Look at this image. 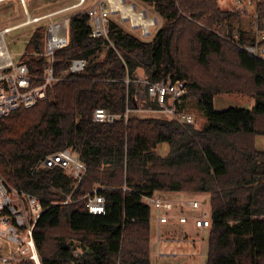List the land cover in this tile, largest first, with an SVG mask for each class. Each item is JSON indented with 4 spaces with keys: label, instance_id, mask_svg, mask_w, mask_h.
I'll use <instances>...</instances> for the list:
<instances>
[{
    "label": "trees",
    "instance_id": "trees-1",
    "mask_svg": "<svg viewBox=\"0 0 264 264\" xmlns=\"http://www.w3.org/2000/svg\"><path fill=\"white\" fill-rule=\"evenodd\" d=\"M141 1L164 20L152 40L125 33L113 21L109 40L92 38L88 15H73L70 44L56 52L54 66L59 72L81 58L85 71L54 84L35 107L0 120V173L49 207L34 231L42 264H150L151 209L141 196L179 191L209 194L206 264H264V151L255 145V138L264 136V61L239 46L254 39L238 29L241 15L221 10L217 0ZM203 18L202 27L196 21ZM44 40L45 27H39L27 52L40 53ZM22 61L33 75L46 65L41 56L25 54ZM191 64L251 93L254 106L216 111L213 100L221 90ZM138 69L152 82L167 76L187 80L179 108L185 112L194 98L205 124L198 129L132 114L113 123L92 122L96 108L121 115L135 108L131 96ZM162 143L170 147L164 158L155 151ZM67 148L86 166L75 187L62 169L37 168L47 155ZM94 188L106 200L103 215L85 207ZM69 194L72 203L51 206ZM71 236L85 246L77 256L65 242Z\"/></svg>",
    "mask_w": 264,
    "mask_h": 264
},
{
    "label": "built area",
    "instance_id": "built-area-1",
    "mask_svg": "<svg viewBox=\"0 0 264 264\" xmlns=\"http://www.w3.org/2000/svg\"><path fill=\"white\" fill-rule=\"evenodd\" d=\"M19 1L25 4V0ZM87 1L78 0L66 11L81 7ZM259 2L261 3L260 0H249L244 6L243 2H239L240 8L235 11L241 15L238 29L254 39L251 44L239 46L264 61V3L261 6ZM114 3L116 1L96 0L83 11L88 15L87 24L90 27L92 38L104 37L109 40L110 16L113 10L129 9ZM130 10L134 9L130 8ZM77 13L79 12L63 16L48 24L43 50L38 53L46 61L42 74L33 75L26 62L14 61V57L9 53L7 56L0 54V120L19 109L35 107L46 99L48 89L54 84L85 71L87 61L81 58L69 60L68 66L59 72L54 66L56 52L70 44V18ZM133 14L134 18L145 17L143 13L134 12ZM42 18H34L32 23L39 22ZM132 18L130 19L132 26H141L143 36L150 34L149 26L154 25L153 21L148 22L149 25L135 24ZM244 19L247 25L246 23L242 25ZM136 81L144 88L148 103H155L157 106L155 108L148 106L149 109L146 111L161 114L164 119H173L183 126L195 124V116L179 108L182 98L188 92L187 80L173 81L170 76H167L156 82L150 81L148 77ZM126 83L128 84L129 80H126ZM132 111H136V107L126 108L123 115L110 113L104 108H96L92 114V122L107 124L120 120L122 117L127 120ZM37 168L62 169L72 178L74 187L86 172L85 164L71 148L47 155L39 162ZM98 190L95 188L85 196V207L91 215H103L106 212V200ZM72 202L71 194H69L63 201L51 202V206L67 205ZM141 202L147 204L151 210L157 211V221L161 224L175 222L182 225L192 221L194 227L201 230L211 226L210 208L209 210L204 208L199 200L178 202L154 194L141 196ZM48 208L43 206L38 196L11 186L0 173V264H21L26 261L32 264H42L34 231L40 217ZM184 210L188 215L184 213ZM189 210L193 214H189ZM78 253L74 252V255L77 256Z\"/></svg>",
    "mask_w": 264,
    "mask_h": 264
},
{
    "label": "rangeland",
    "instance_id": "rangeland-1",
    "mask_svg": "<svg viewBox=\"0 0 264 264\" xmlns=\"http://www.w3.org/2000/svg\"><path fill=\"white\" fill-rule=\"evenodd\" d=\"M88 1L81 7L69 11L66 10L75 5L78 0H25V4L21 3L19 0L0 1V32H2L0 36V46L3 44L7 53L11 54L16 62L22 60V56L25 54L30 57L39 56L35 51L29 53L26 50L27 43L33 35V32L39 27H45L46 32L47 26L51 21L72 13L83 12L96 0ZM114 1H116L114 4L123 7L125 6V8L129 9H123L122 11L119 9L113 10L110 16V21L115 22L125 33L132 34L133 36L146 41L152 40L164 22L163 18L155 12L153 5L141 0ZM239 2H243L242 4L244 6L249 0H217L218 7L225 11L239 10ZM130 8L134 10L132 11ZM241 9L245 8L241 7ZM129 11H132V17L134 12L143 13V16H145L144 18L147 19L148 22L153 21L154 25L149 26V35H142L141 26H132L130 20L131 17L128 18L124 15ZM47 15L49 17H45ZM38 17L43 18L36 23L31 22L27 25L18 26L28 20H33ZM196 23L203 27L205 25L204 18L197 20ZM245 23L246 20H242V25H245ZM12 27L15 28L8 30L9 32L6 31L3 33L6 28ZM104 50H106V48L98 53V58L103 57L105 53ZM190 67L194 72L198 73V75H202L206 82L221 90L215 95L213 100L214 109L216 111H223L231 107L251 109L254 106V98L251 93L239 91L236 86H233L229 82L216 79L210 72L202 70L195 64H191ZM144 77L146 76L141 69L136 70L135 79L133 80V93L131 96L136 111H132L131 114L137 117L163 118L161 114L146 111L149 108L145 107V104L148 103L149 100L144 94V88L140 84L138 85L136 81L137 79L139 80ZM185 109V112L191 113L195 116L194 128L199 129L205 124L206 118L198 108L194 98H190L186 102ZM255 145L258 150L264 151V136H257L255 138ZM162 194L164 195L162 196L161 193L159 195L165 199H167L166 197L169 199L175 197L174 200H199L203 203L204 208L207 210L210 208L209 194L206 192L179 191L172 195H170V192ZM184 213L187 214L186 210H184ZM189 214H193V212L189 210ZM157 216V211L152 209L148 246L150 264H206L208 229L201 230L196 228L192 221H188L187 224L182 225L175 222L161 224L157 221ZM65 242L75 248L74 252H79L78 255L82 253V248L85 247L84 244L76 240L74 236L67 238Z\"/></svg>",
    "mask_w": 264,
    "mask_h": 264
},
{
    "label": "bare ground",
    "instance_id": "bare-ground-1",
    "mask_svg": "<svg viewBox=\"0 0 264 264\" xmlns=\"http://www.w3.org/2000/svg\"><path fill=\"white\" fill-rule=\"evenodd\" d=\"M0 1H4V0H0ZM121 1V0H120ZM112 2H114V0H112ZM124 8H125V6H124ZM128 10V9H127ZM127 12V11H126ZM126 17H128V18H132V11H129L128 13H125L124 14ZM133 21H134V23L135 24H146V25H149V23H148V20L147 19H145L144 17H136V18H134V14H133ZM28 20V19H27ZM33 20H28L27 22H25V23H23V24H21V25H18V26H23V25H27V24H30L31 22H32ZM17 26V27H18ZM13 28H15V27H12V28H6L4 31H3V33L4 32H6V31H8V30H10V29H13ZM1 34H2V32H0V36H1ZM2 43V42H1ZM0 49H1V51H0V54L2 55V56H7V51L5 50V48H4V46H3V44L0 46Z\"/></svg>",
    "mask_w": 264,
    "mask_h": 264
},
{
    "label": "crops",
    "instance_id": "crops-1",
    "mask_svg": "<svg viewBox=\"0 0 264 264\" xmlns=\"http://www.w3.org/2000/svg\"><path fill=\"white\" fill-rule=\"evenodd\" d=\"M155 151H156V154L158 156L164 158V157H166L169 154L170 147H169V145L167 143H162V144H159L157 146ZM172 194H176V192H170V195H172ZM161 195L163 196L164 194L161 193ZM165 195H168V194H165ZM166 198L169 199L168 197H166ZM174 198H171L169 200H172V201H186V200H190V199H177V200H174Z\"/></svg>",
    "mask_w": 264,
    "mask_h": 264
}]
</instances>
